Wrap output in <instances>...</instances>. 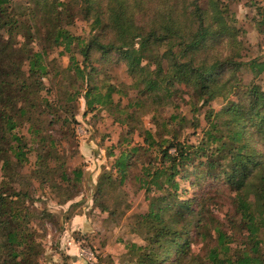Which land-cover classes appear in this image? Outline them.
<instances>
[{"label": "rangeland", "instance_id": "1", "mask_svg": "<svg viewBox=\"0 0 264 264\" xmlns=\"http://www.w3.org/2000/svg\"><path fill=\"white\" fill-rule=\"evenodd\" d=\"M38 1L11 0L20 24L24 25L21 33L30 31V37L1 30L0 44L11 40L12 46L17 47L30 39L29 47L45 51L48 60H55L48 64L49 72L43 78L44 88L39 96L40 101L43 103L46 99L48 105L43 104L42 112L33 118V125L41 129L48 141L40 142V136L31 132V122L24 116L18 119L13 132L22 138L21 148L26 159L8 167L10 177L4 176L0 168L3 193L10 195L13 191H21L26 194L14 204L23 210L20 222L31 235L29 240L40 244L32 258L38 264H134L138 255L150 251V245L151 252H159L161 248L160 244L150 242L151 233L140 221L155 200L153 197H169L164 196L167 191L156 188L151 182L149 186L144 184L146 176L143 173L145 167L152 172L167 165L160 151L169 144L163 142L164 139L196 146L205 131L213 129L214 125L216 129L223 128L222 116L216 114L230 101L241 99L253 85L264 90V71L255 66L264 63V0H220L225 5L232 30L207 39L192 57L198 64L230 59L240 64L221 70L218 80L227 84V90L207 103L194 87L175 79L176 67L170 62L171 43L168 41H151L143 50V65L151 69L161 66L162 86L155 91L145 89V80L139 84L132 78L117 52L102 57L100 52L92 50L86 69L89 74L83 80L73 72L69 75L64 69L70 65V56L74 55L82 65L83 59L77 47L72 46L71 52H65L55 44V29L62 25L71 34L86 38L91 32V19L84 12L82 0H51L58 10L49 12L40 9ZM175 1L176 4L173 0H142V9L134 5L136 22L148 30L154 26L158 9L162 11L166 7L165 12L174 10L175 15L177 11L170 7L171 4L177 9L188 5L191 10L193 1H197L203 22L209 26V0ZM61 2L66 3L63 8L58 5ZM56 14L59 17H54ZM92 32L100 33L101 38L105 36L102 27ZM137 41L135 39L136 46ZM12 59L16 61L18 56ZM251 61L256 64L251 65ZM103 82L115 87L110 107L87 108L80 94L67 102L64 91L73 96L74 92H83L86 86H98ZM66 102L70 103L73 113L67 121L64 108H59V105H67ZM145 130H151L158 143L147 150L130 153L126 177L120 181L115 161L122 152H131L132 147L145 144L142 138ZM50 140L54 141L52 145ZM39 154L43 155L42 160ZM42 161L52 167L50 175L44 171ZM1 164L2 159L0 167ZM186 167L185 163L174 178L178 189L170 186L165 189L170 195L176 192L178 201L194 197L191 209L196 213L195 221L192 226L181 221L174 228L180 236L184 229L190 231L187 264H211L208 255L213 247L220 249L221 256L233 255L243 247L246 231L239 221L235 193L224 183L223 175L214 169L212 176L193 181L191 170L184 171ZM76 169L82 175L80 180L72 182ZM200 171L208 173V167L202 165ZM63 173L69 177V183L62 181ZM108 174L112 175V182L100 179ZM185 177L193 183L184 180ZM12 198L16 199L14 195ZM206 222L204 229L202 224ZM220 233L223 244L219 245ZM1 243L2 238L0 260L5 257ZM164 243L169 244V238ZM224 247L229 251L224 253Z\"/></svg>", "mask_w": 264, "mask_h": 264}, {"label": "trees", "instance_id": "2", "mask_svg": "<svg viewBox=\"0 0 264 264\" xmlns=\"http://www.w3.org/2000/svg\"><path fill=\"white\" fill-rule=\"evenodd\" d=\"M38 2L42 10L48 12L58 10L51 0ZM82 2L84 12L91 19L89 23L91 32L96 27H102L105 36L101 38L100 33L90 32L88 37L81 38L71 34L62 25L55 29L53 38L55 44L62 47L65 52H71L74 48L72 46L77 47V52L83 59L84 65L80 64L74 55L70 56V65L64 69L69 75L73 72L76 77L83 80L89 74L86 69L90 64L92 50L100 52L102 57L117 52L127 65L132 78L139 84L145 80V89L155 91L162 86V79L159 76L161 66L157 65L151 69L149 65H143V50L151 41H168L171 43L170 62L176 67L175 79L194 87L199 97L206 103L216 96L225 94L227 84L220 83L219 74L225 66L239 65L240 62L230 59L198 64L192 57L193 52L204 46L207 39L219 37L232 30L225 5L220 0L208 1L211 10L209 26H205L203 22L197 1H193V7L189 10L188 5H182L177 9L174 6L176 1L173 0L174 4L170 7L176 9V14L174 15V10L165 12L166 7L162 11L158 9L154 26L148 30L136 22L133 11L134 5L137 7L139 5L142 9V0H82ZM58 5L63 8L66 3L61 2ZM57 13L62 15L60 11ZM54 17L59 16L56 14ZM19 21L11 0H0V37L1 30L9 34L21 33L24 25ZM262 27L264 32V19ZM24 32L21 34L30 37V31ZM135 39L138 40L137 46L134 45ZM29 41L30 39L22 41L17 47L12 46L11 40L0 44V159H2L0 168L4 171V176H8L10 170L8 167L11 164L26 159L25 151L21 148L22 138L13 132L18 125V119L24 116L31 122V132L40 136V142L48 141V138L42 135L41 129L33 125V118L35 114L42 112L43 104L48 105L46 99L42 100V103L39 96L41 89L44 88L43 78L49 72L48 64L55 60H48L45 51L33 50L28 46ZM14 55L18 56L16 61L12 59ZM252 63L254 61H251V65ZM255 66L259 71H264V63H257ZM135 72L138 76H135ZM114 92L113 84L103 82L98 86H86L83 92H74L76 95L73 96L68 91H64V94H67V102L80 94L87 108H94L110 107L114 101L112 98ZM69 104L63 107L59 105L66 113L65 121L68 120V116H73ZM216 115L222 116L221 130L216 129L214 125L213 129L204 132L202 140L196 146L164 139L163 142L169 144L164 149L160 148V151L167 165L161 170L153 169L152 172L149 167L144 168L143 173L146 176L144 184L149 186L151 182L156 188L167 191V195L164 196L169 197H153L155 200L150 204L148 211L142 214L140 221L151 233L150 242L160 244L159 252H151L150 245V251L143 256L138 255L134 264H187L190 231L185 227L180 236L176 235L174 227L181 221H187V225L191 226L194 224L196 213L191 209L194 197L178 201L176 192L170 195L168 189H165V186L178 189L179 185L174 178L185 163L187 170L184 171L191 170L193 181L212 176L211 170L214 169L223 175L224 183L235 193L239 221L246 231L243 247H239L233 255L221 256L220 249L217 246L213 247L208 255L211 264H264V90L260 86H250L241 99L230 101ZM31 126H34V129ZM142 138L144 145L132 147L131 152H122L117 157L115 167L120 181L126 177L130 153L138 149L147 150L158 143L151 130L143 131ZM50 143L52 145L54 141L50 140ZM170 148H174L172 153L169 152ZM38 158L42 160L43 155L39 154ZM42 164L46 173L53 170L45 161H42ZM202 165L208 167V173L200 171ZM48 174L50 175V172ZM73 175L72 182L80 180L82 173L76 169ZM104 178L112 182L111 174L100 177L102 180ZM61 179L66 182L70 180L65 173L61 175ZM184 180L190 179L185 177ZM2 182L4 181L1 180L0 183V238L5 257L0 260V264H38L32 258L40 244L35 240H29L31 235L20 222L23 210L14 204L26 194L13 191L10 195H5ZM13 195L16 199L12 198ZM206 227L207 222L202 224V228ZM166 238H169V244L164 243ZM222 240L223 235L220 233L219 245L223 244ZM224 249V253L229 251L227 247Z\"/></svg>", "mask_w": 264, "mask_h": 264}]
</instances>
